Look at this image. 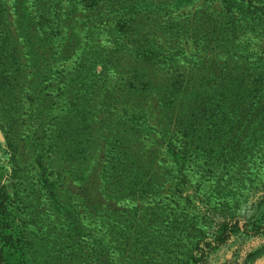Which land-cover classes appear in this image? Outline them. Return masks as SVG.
<instances>
[{
	"label": "rangeland",
	"instance_id": "obj_1",
	"mask_svg": "<svg viewBox=\"0 0 264 264\" xmlns=\"http://www.w3.org/2000/svg\"><path fill=\"white\" fill-rule=\"evenodd\" d=\"M76 1L78 0H52L50 9L57 4L56 12L59 13L58 28L54 34L46 33V37L50 34V39H44L42 37L44 31H41L42 20L39 23L41 25L37 24L40 9L36 7L35 1L0 0V138L6 136L8 140L6 138L3 140L10 141V145L15 146L17 165L16 175L13 177L15 184L12 187L9 185V189L19 191L18 199L14 200L18 204L20 221H25L28 216L26 212L35 206L30 213V217L35 219L34 224L26 222L29 230L24 237L26 264H77L78 257L82 263L88 258L86 248L94 243L93 237L89 244V237L74 242L62 234L61 229L65 222L58 213L48 207L43 187L37 182V171L41 169L36 166L33 153L36 140L38 153L42 154L41 161L48 169L50 179H55L58 194L73 203L81 213L84 211L83 207L94 204L96 198H101L105 203V198L113 196L114 191L106 188L109 179L103 173L108 162L106 157L110 155L109 150L112 149L116 157L122 154L127 157L119 167L126 166L121 174L125 176L126 182H130L128 185L133 187L131 191L133 194L129 196L117 193L113 197L121 198L112 204L123 209H131L136 220L139 211L145 209L147 216L140 228L155 230L156 233L153 234L158 238L160 233L157 231L162 218L152 214L151 211L154 212L155 209H147L153 207L151 205L184 209L181 215L177 213L180 215L179 219L190 221L194 220L191 218L193 216H203L207 205L216 204L214 198L216 200L218 198L214 189L218 185L225 184L220 190L221 193L240 195V198L245 199V204L253 203L259 195H264V132L259 131L256 141L255 137L248 135L243 140L245 144L233 147L236 149L228 158L230 163L219 158L218 162L213 161L215 167L210 166L211 160L205 163V158L199 156L203 149L198 146L192 147L197 156L189 161L174 163L167 150L168 141L172 139L183 148L184 143L186 146L189 145L187 142L191 137L186 136L174 123H168L170 116H165L168 121L161 117L156 93L146 91L137 82L136 66L139 63L127 61L129 56H135L134 53L129 54L137 48L135 43L141 41V36L146 33L145 36L150 39L162 61L156 62L152 59L153 64L150 66L141 64L142 71H151L158 76L165 73L171 77L181 74L177 78L178 81L179 78L199 79L201 75L207 76L209 73H212L213 77L214 73L224 72L227 68L221 60L215 61L218 52L212 48V42L221 41L225 47L230 41L233 42L231 51L233 55H237L234 57L239 56L243 62L264 61L262 32L252 31L242 35L241 30H237L232 34L226 26L224 27L226 30L219 32L220 36H217L219 19L208 17V14L220 15L223 12L218 0H151L152 3L156 2V7L137 10L138 15L130 16L129 32L134 35L133 39L117 40L109 32L110 29H93L92 33L89 31L95 24L113 27L117 21L103 19L101 23H98L100 20L96 22L88 20L86 23V12L78 4L75 8L71 3ZM22 12H25L28 18L32 17L25 27L35 48L37 47L36 55L43 61L42 67L47 69V74L39 77L34 73L33 67L40 62L32 59L27 44L19 35L18 16ZM86 36L96 43L94 46L96 52L108 54L115 63L109 67L106 65L100 74L102 87L100 86L97 100L92 102H95L93 105L97 110L92 116L86 113L96 125L87 128L85 133L96 136L97 141L101 143L92 148L93 153L85 162L79 161V164L78 162L75 164V161L65 154L62 136L69 134V127H73L72 123L74 124L77 119L76 115H73L76 112L69 103V97L71 92L75 96L78 91L67 85L70 81L65 79L72 76L66 73L73 72L80 60ZM191 55H194L195 61L191 59ZM164 58L168 60L164 61ZM196 60H205L204 65L200 67V62ZM101 65V63L96 65L98 72L102 70ZM243 65H240L239 69L236 68V73L244 83L250 85V89H254L252 97L248 98H251V111L255 114L257 97L263 99L261 96L264 95V92H261L263 86L254 78V66L248 72ZM73 81L77 82L78 79ZM130 96L143 99L137 107L132 106L133 102L130 100L129 109H136L126 114L120 110V104L116 101ZM262 117L264 119V109L260 112L258 121L262 120L260 119ZM69 118L70 123L67 122ZM175 122L177 123V119ZM193 122L195 123L194 119ZM133 124L140 126L138 130L132 129ZM263 129L264 125L260 130ZM102 143L105 144L101 145ZM78 169L82 170L84 175H89L83 185ZM174 172L178 173L175 178L166 175ZM226 175H229L230 179L221 181ZM152 177L158 178V186L154 185V189L148 188L147 185ZM97 190L102 192L97 193ZM82 195L89 201L87 205L81 203ZM206 199L212 200L211 203L206 204ZM38 202L39 205L36 206ZM96 221L98 222L97 217L92 216L86 220L83 216L81 223L89 229V226L97 225ZM178 224L176 222L173 227ZM164 229L165 226L161 227V230ZM104 232L107 237L112 233L108 228ZM176 233H179L178 229ZM143 234L132 237L133 240L130 239L134 248H139V251L134 253H126L125 248L128 246L126 239L114 240L113 249H110L113 263L166 264L170 261L175 262V256H181L172 253L177 251L178 244L174 242V230L173 235L168 237L170 243L164 244L167 250L165 249L166 253L162 257L160 252L154 254V251L151 253L146 251L154 247V237L152 236L151 240L148 237L152 234ZM88 251L90 252V249Z\"/></svg>",
	"mask_w": 264,
	"mask_h": 264
},
{
	"label": "trees",
	"instance_id": "obj_2",
	"mask_svg": "<svg viewBox=\"0 0 264 264\" xmlns=\"http://www.w3.org/2000/svg\"><path fill=\"white\" fill-rule=\"evenodd\" d=\"M33 1H35L36 7L40 9L38 14L40 19L37 24L42 20V25L39 24L41 25V31H44L42 37L50 39V34L46 37V33L54 34L58 28L59 13L56 12L57 4H54L53 9H50L52 0ZM218 1L222 5L223 12L220 15L208 14V17L212 16L219 19V27L216 28L218 29L217 36H220L219 32L226 30L224 28L226 26L227 30H231L232 34L237 30H241L240 34L242 35L252 31L262 32L261 34L264 35V0ZM71 3L75 8L78 4L86 12V23L88 20L93 22L100 20L98 23H101L103 19L117 21L113 27H102L99 24H95V27H88L91 33L93 29L106 28L110 29L109 32L117 40L127 39L129 41L134 36L132 32H129L130 16L138 15L140 10L157 6L156 2L152 3L151 0H78ZM140 16L142 15L140 14ZM31 19L32 17L28 18L25 12H22L18 16L20 26H18V29L23 42L27 44L32 59L40 62V64L35 65L36 67H33L34 73L39 77L44 73L47 74V69L42 67L41 63L43 61H40V58L36 55L37 47L35 48L34 42L31 41V37H29L25 27L28 20ZM143 33L141 32V34ZM145 35L146 33L141 36V41L135 43L137 48L129 54L132 55L134 53L135 56H129L127 61L133 60L139 63L136 66L138 70L137 82L146 91L156 93L161 117L168 121L166 117L170 116V122L168 123H174L186 136L191 137V140L187 142L189 145L186 146V143H184L183 148L172 139L168 141L167 150L174 163L189 161L197 156V152L194 153L193 148L198 146L203 149L199 156L205 158V163H209L211 160L210 166L215 167L213 161L218 162L219 158L226 159L229 162L228 158L235 153L234 150L236 148L233 149V147L245 144L243 140L246 136L255 137L256 141V135L260 134L259 131L264 132V129L260 130L264 125L263 117L260 118L262 120L258 121L259 114L264 109V95H261L263 99L257 97L255 102L257 107L254 111L255 114H253V111H251V98L249 99L248 97H252L254 89H250V85L247 82L244 83L243 79L236 73V68L239 69L243 63L244 69L248 72L254 66V78L263 86L261 92H264V61L245 60L243 62L239 59V56L234 57L237 55H233L231 51L234 45L233 42L230 41L225 47L226 45L221 41L219 43L214 41L211 46L218 52L215 55L217 56L215 61L219 62L221 60L227 69L218 74L214 73L213 77H211L212 73H209L207 76L201 75L199 79L196 77L190 80L179 78L180 81H178L177 78L181 74H175L171 77L167 73L158 76L151 71H142L143 67L141 64L150 66L153 64L152 59L156 62L162 61V58H159L160 55L157 54L158 51L154 50L150 39ZM203 35L205 34L203 33ZM218 38L222 39L221 37ZM95 45L96 43H93L91 38L86 36L80 60L74 67L73 72L66 73L69 76L72 75L65 79L70 81L67 85L73 86L78 91L75 96L71 92L69 97V103L75 108L76 112L73 115H76L77 119L74 124L72 123L73 127H69V134L62 136V141L64 140L62 144L66 148L65 154L70 156L75 161V164L77 162L79 164V161L85 162L92 155V148L101 143L99 140L97 141L96 136L85 133L87 128L96 125L91 117H87V115L92 116L94 111L97 110L95 105H93L95 102H92L97 100V95L102 87L100 85V74L103 73L106 65L109 67L115 63L114 60L112 61L109 58L108 54L96 52V49H94ZM191 59L195 61L194 55H191ZM163 60L167 61L168 58ZM175 61L176 59L173 60L174 63ZM204 61L196 60V62H200V67L204 65ZM98 62L102 64L101 72L96 70ZM75 79H78V81L72 82ZM252 85H254L253 80ZM199 97L201 101H199ZM142 99L130 96L116 102L120 104V110L127 114L136 109H129L130 100L133 102L132 106L136 105L137 107ZM244 101L245 105H243ZM71 118L68 119V123L71 122ZM176 119L177 123L175 122ZM139 127L133 124L132 129L138 130ZM2 138L7 139L6 136H2ZM3 139L0 138V264H26V241L24 237L26 231H29L26 222L34 224L35 219L30 217V213L35 206L31 211L26 212L28 215L27 219L20 221L18 204L14 200L15 198L16 200L18 199L19 191L9 189V185L12 187L15 184L13 182L17 169L14 154L15 146L14 144L10 145L11 142L9 141V143L8 139L6 142ZM104 144L102 143L101 145ZM33 153L35 163L37 162L36 166L41 169L37 171V182L43 187L45 201L48 207L58 213L65 222L61 229L62 234L74 242H79L89 237V244L91 238H94V243L91 246H86L88 258L80 263V257H78L77 264H115L110 254V249H113V241L119 238L126 239V243L128 242V246L125 248L127 250L126 253H134L139 251V248H134V245L130 243V239L143 233H146V235L152 234L150 237L146 236L148 239H151L152 236L154 237V247L148 248L146 251L148 253L154 251V254L160 252L162 257L166 253L165 249L167 250L164 244L170 243L168 237L173 235V230L174 242H178V244L176 246L177 251H172V253L180 254L181 256H175V262L170 261L168 263L264 264V195H259L253 203L245 204V199L243 200L242 196L240 198V195H231L229 192L221 193L220 190L225 184L218 185L214 189L218 198V200L214 198L216 204H209L212 200L206 199V204L209 205L206 206L203 216H193L191 218H194V220L190 221L183 218L179 219L184 209L151 205L153 207H147V209H155L154 212L151 211L152 214L162 218L157 232L160 233V238H166L164 240L153 234L156 233L155 230L140 228L142 221L147 216L145 209L139 211V216H137L138 219L136 220L135 213L132 214L131 209H123L112 204L121 198L113 197L117 193L129 196L133 194L131 193L133 187L128 185L130 182H126L125 176L121 174L126 169V166L124 165V168L119 167L124 163V159L127 160V157L123 154L120 157H116L113 150L110 149V155L106 157L108 162L104 167L103 173L109 179L106 182V188L114 191L113 196L105 198V203H103L101 198H96L94 204L87 205L89 201L82 195L81 203L87 206L83 207L84 211L81 213L73 203L66 201L58 194L55 179H50L48 169L41 161L42 154L39 155L38 153L37 140L34 142ZM213 153L214 155H212ZM236 154L239 153L236 152ZM74 167L76 166L74 165ZM78 172L83 185L89 175H84L80 169H78ZM177 174L174 172L166 175L175 178ZM228 176L226 175L221 181L230 179ZM15 180L17 181V179ZM157 180V177L150 178L147 183L148 188L154 189V185L158 184ZM99 191L97 190V193ZM38 205L39 202L36 206ZM83 213L84 215H82ZM175 214L178 216L176 217ZM83 216H85L86 220L92 216L97 217V225L89 226V229H87L81 223ZM93 222L91 221V223ZM176 222L179 223L178 226L173 227ZM163 226H165V229L161 230ZM107 228L110 232L114 229L111 235H108L109 237L104 232ZM177 229L179 233H176ZM89 249L90 252L88 251ZM139 264L147 263L141 262Z\"/></svg>",
	"mask_w": 264,
	"mask_h": 264
}]
</instances>
